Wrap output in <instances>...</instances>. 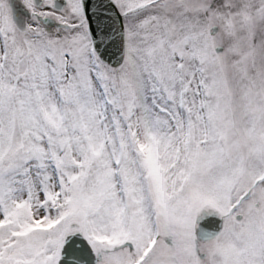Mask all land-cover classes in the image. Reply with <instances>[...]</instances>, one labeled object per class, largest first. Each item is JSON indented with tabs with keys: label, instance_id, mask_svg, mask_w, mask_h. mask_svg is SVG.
<instances>
[{
	"label": "snow or ice",
	"instance_id": "snow-or-ice-1",
	"mask_svg": "<svg viewBox=\"0 0 264 264\" xmlns=\"http://www.w3.org/2000/svg\"><path fill=\"white\" fill-rule=\"evenodd\" d=\"M0 264H264V0H0Z\"/></svg>",
	"mask_w": 264,
	"mask_h": 264
}]
</instances>
